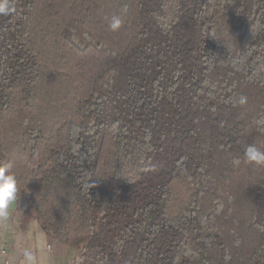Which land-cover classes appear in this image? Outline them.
I'll return each mask as SVG.
<instances>
[{
  "label": "trees",
  "instance_id": "trees-1",
  "mask_svg": "<svg viewBox=\"0 0 264 264\" xmlns=\"http://www.w3.org/2000/svg\"><path fill=\"white\" fill-rule=\"evenodd\" d=\"M11 4L0 166L46 239L72 264H264V167L231 163L264 150V0Z\"/></svg>",
  "mask_w": 264,
  "mask_h": 264
},
{
  "label": "clouds",
  "instance_id": "clouds-1",
  "mask_svg": "<svg viewBox=\"0 0 264 264\" xmlns=\"http://www.w3.org/2000/svg\"><path fill=\"white\" fill-rule=\"evenodd\" d=\"M16 13L11 0H0V15L10 16ZM122 19L119 16H113L109 20L108 27L116 31L121 27ZM238 103L244 105L247 103L246 96H240ZM264 125V120L258 122ZM258 131L264 133V127H259ZM232 166L239 167L241 163L253 167H264V150L255 145H248L244 149L243 159H233ZM20 192L18 188V179L8 165L0 166V220H7L10 210L17 206ZM21 264H43V258L38 256L31 249H24L20 256Z\"/></svg>",
  "mask_w": 264,
  "mask_h": 264
},
{
  "label": "crops",
  "instance_id": "crops-1",
  "mask_svg": "<svg viewBox=\"0 0 264 264\" xmlns=\"http://www.w3.org/2000/svg\"><path fill=\"white\" fill-rule=\"evenodd\" d=\"M29 210H30L29 205L25 199L18 200L17 206L13 207L10 210V215L8 219L0 220V238H3L4 241L7 243L8 258L11 264H19L21 262L20 260L21 253L25 248L28 247L30 238L33 237L34 226L31 224L29 225L21 224L23 220L28 219L27 217L21 215H25L27 212H29ZM43 236H44L43 238L46 239L44 233ZM47 246L48 245L46 244L45 245L46 250H48ZM65 252L67 253V251Z\"/></svg>",
  "mask_w": 264,
  "mask_h": 264
},
{
  "label": "rangeland",
  "instance_id": "rangeland-1",
  "mask_svg": "<svg viewBox=\"0 0 264 264\" xmlns=\"http://www.w3.org/2000/svg\"><path fill=\"white\" fill-rule=\"evenodd\" d=\"M125 179L126 181L123 184L124 187L135 180L134 174L133 172H131V170H126ZM21 216L28 218L27 220H23V222L21 223L22 225L31 224L34 226L33 228L34 234H33V237L30 238L27 249L33 250L34 252L37 253L38 256L42 257L43 264H72L73 261L77 259L79 255V251H80L79 249H74L73 247H65V246L57 244L56 242H50L47 239L43 238L44 236H43L42 230L34 219L33 210L30 209L29 212ZM46 244L48 246H51L49 247V251L51 253L45 249ZM65 251H67V253ZM19 264H21V262Z\"/></svg>",
  "mask_w": 264,
  "mask_h": 264
},
{
  "label": "built area",
  "instance_id": "built-area-1",
  "mask_svg": "<svg viewBox=\"0 0 264 264\" xmlns=\"http://www.w3.org/2000/svg\"><path fill=\"white\" fill-rule=\"evenodd\" d=\"M49 250V247H47ZM0 264H11L8 258V246L3 238H0Z\"/></svg>",
  "mask_w": 264,
  "mask_h": 264
}]
</instances>
